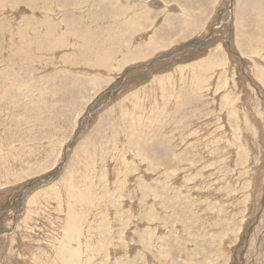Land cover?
Returning <instances> with one entry per match:
<instances>
[{"label": "rangeland", "instance_id": "obj_1", "mask_svg": "<svg viewBox=\"0 0 264 264\" xmlns=\"http://www.w3.org/2000/svg\"><path fill=\"white\" fill-rule=\"evenodd\" d=\"M0 264H264V0H0Z\"/></svg>", "mask_w": 264, "mask_h": 264}, {"label": "water", "instance_id": "obj_2", "mask_svg": "<svg viewBox=\"0 0 264 264\" xmlns=\"http://www.w3.org/2000/svg\"><path fill=\"white\" fill-rule=\"evenodd\" d=\"M168 56V55H167ZM166 56V57H167ZM128 69H131V68H128ZM64 161H65V157H64V160H63V162L62 163H64ZM56 170H58V167L53 171V172H51L50 174H49V176H44V177H36V178H34V181H36V180H43V179H48V178H50L51 176H53L54 175V173L56 172Z\"/></svg>", "mask_w": 264, "mask_h": 264}]
</instances>
